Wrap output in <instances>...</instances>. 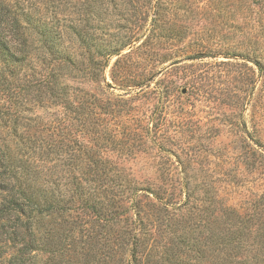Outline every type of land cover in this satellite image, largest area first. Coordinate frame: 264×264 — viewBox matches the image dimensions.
Wrapping results in <instances>:
<instances>
[{
  "label": "rangeland",
  "instance_id": "374dc122",
  "mask_svg": "<svg viewBox=\"0 0 264 264\" xmlns=\"http://www.w3.org/2000/svg\"><path fill=\"white\" fill-rule=\"evenodd\" d=\"M26 1L48 40L30 29L26 74L0 56V264H264V0ZM44 45L74 63L71 101L95 95L88 129L29 85ZM87 156L103 184L85 186Z\"/></svg>",
  "mask_w": 264,
  "mask_h": 264
},
{
  "label": "trees",
  "instance_id": "16d2710c",
  "mask_svg": "<svg viewBox=\"0 0 264 264\" xmlns=\"http://www.w3.org/2000/svg\"><path fill=\"white\" fill-rule=\"evenodd\" d=\"M26 1V0H25ZM27 2V4H26ZM24 3V0L17 1L15 4H11L8 0H0V56L2 59L5 60V64L8 67V70L10 72H16V73H22L26 74V70L29 69L31 71H34L36 69V65L32 64V56L31 53L33 50H35L34 46L31 43L30 38H32V41L34 40L31 36L30 29L35 30V34L38 37H42L41 43L45 44L48 40V33L46 27L44 25L39 24V19L37 22L34 18V11L31 10V6L29 5V1H26ZM36 22V23H35ZM44 28V29H43ZM31 36V37H30ZM134 40H127L125 42L121 41L117 47H114L113 49H104V51H97L98 54L101 56H107L110 57L111 55H119L120 51L127 45H129ZM40 42V39H39ZM147 42H142L140 45L137 46L136 51H140L142 54H148L147 48ZM42 59L41 61L47 63L46 70L44 73L35 72L36 76L39 75L36 78H33L30 82V86L35 88L36 96L38 97L39 101L43 102V97L47 95L51 100L52 103L55 104H62L65 108H72V112L74 113L75 117L73 119L77 120L78 123L82 126L88 129V126H90L91 123H95L97 121L96 115L93 113V110H89V106L92 104H95L97 99L95 98V95L85 93V95L81 96L78 100L71 101L70 99V92L68 89H70V86L66 84L65 82L61 81L63 73L60 72L61 68H66L64 65H61L60 63L65 64H71L74 65L72 60L69 59L67 55H62L54 57L52 55V51H50V45H44L42 47ZM46 55H49V58L46 59ZM126 57H131L130 54H126L124 56L121 55L120 58L125 59ZM120 58H117L115 61V65H118L120 63ZM30 62V63H29ZM56 63V64H55ZM59 63V65H58ZM96 65V69L93 70L94 77H97L98 75L103 76V69L107 65V61L105 62H97L92 61L90 59V64ZM55 64V65H54ZM59 70V71H58ZM150 81L149 77L146 76L143 73H138L131 77L127 83H130L132 86L143 88L144 86H148V82ZM82 91V90H80ZM74 102V103H73ZM71 123L70 126H72V122L69 120V117L58 119V121L54 124V128H58V126H62L67 123ZM91 131L94 133L95 138L100 139L101 138V130L97 129L95 125L91 127ZM100 131V132H99ZM97 135V136H96ZM73 144L76 143L75 139H72ZM71 149H73L72 146H70ZM97 153V152H96ZM73 154H71L72 156ZM97 155V154H96ZM87 156L86 163L84 166V182L85 186L88 184L89 186L95 185V182L104 183L105 176L101 169L100 175L98 174V171H96V166L98 167V164H106L108 163L107 160H103L98 158L96 161H92L91 159H88ZM98 164H95V163ZM74 165V164H73ZM94 166V168H93ZM99 168V167H98ZM107 182H111V179L109 178ZM21 184H19L17 197L19 200H22V202L18 203V199L15 201L18 205L17 212L21 214L22 216L28 217L27 209L30 204L38 206L37 201H35L34 191H30L29 193H26V188L22 189L20 187ZM112 191L113 186L111 185H103V191ZM102 191V192H103ZM116 196V194H113ZM88 197H92L91 193L87 194ZM44 198V197H42ZM112 198H110L111 200ZM93 200V198H92ZM47 199H45V202ZM89 199L86 198V206L93 208L94 207V201L92 203L88 204ZM113 201V200H111ZM115 202V201H114ZM114 205V204H113ZM47 206H51L50 204H46ZM102 206V205H100ZM44 208L45 210L48 209ZM43 209H41L42 211ZM46 212V211H45ZM48 212V211H47Z\"/></svg>",
  "mask_w": 264,
  "mask_h": 264
}]
</instances>
